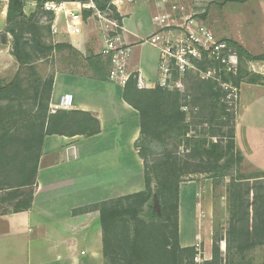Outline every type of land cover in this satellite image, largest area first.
Listing matches in <instances>:
<instances>
[{"label": "crops", "instance_id": "crops-1", "mask_svg": "<svg viewBox=\"0 0 264 264\" xmlns=\"http://www.w3.org/2000/svg\"><path fill=\"white\" fill-rule=\"evenodd\" d=\"M156 1L111 0V8L124 27V43L131 47L128 68L141 70L150 86L159 79L161 50L143 40L160 29L153 21L155 15L172 14V0L165 6ZM240 1L229 7L218 0H181L180 12L197 17L205 13L210 3H215L211 7L230 8L233 14L251 6L252 22L264 14V0ZM22 2L25 15L36 9V1ZM56 3L60 4L56 12L45 13L41 7L36 19L37 27L46 31L45 44L53 48L58 58L48 101L53 132L42 137L34 176L31 165L28 176L24 168L23 180L17 179L19 170L14 168L7 172L11 173L9 183L0 184V264H104L100 216L93 207L145 190L144 163L136 149L140 138L139 114L124 100L125 87L108 80L111 62L101 55L103 35L97 20L91 11L82 9L81 2ZM7 10L8 0H0V33L6 27ZM87 12L90 15L84 17ZM44 14L49 19L46 23L41 20ZM52 23L58 29L55 35L51 32ZM67 24L77 26L78 33H68ZM205 26L215 39L230 40L256 58L264 54V42L258 48L260 52L254 54L241 35L228 36ZM11 41L9 34L0 35V86L9 83L20 68L12 55ZM65 97H69L70 108H57ZM76 113L94 119L98 133L60 134L65 125L58 117ZM70 129L74 130V126ZM234 144L242 157L241 165L264 174V85L241 90L234 119ZM199 177L203 180H191L179 187L182 234V223L193 210L191 198L197 191L213 190L212 179ZM18 205L20 209L16 210ZM181 241L183 247L195 244Z\"/></svg>", "mask_w": 264, "mask_h": 264}, {"label": "trees", "instance_id": "trees-1", "mask_svg": "<svg viewBox=\"0 0 264 264\" xmlns=\"http://www.w3.org/2000/svg\"><path fill=\"white\" fill-rule=\"evenodd\" d=\"M34 1L37 3L36 9L27 16L23 13L22 0H8L6 27L0 33L11 36L12 55L20 66L15 77L0 86V184L9 183L11 173L7 172L14 168L19 170L17 179L23 180L24 168L28 171L30 165L34 176L42 137L45 133L53 132L48 114L52 78L50 77L46 86L25 88L22 85L26 79L22 78L23 71L34 73L35 70L28 48L41 54L53 50L45 44L43 30L36 25L42 5L51 0ZM247 1L250 0L240 2ZM110 2L111 0H100L96 4L101 6ZM84 15L87 17L90 12ZM27 34H30L29 43L25 37ZM229 44L251 61L262 60L251 56L234 42ZM28 92L33 93V104L27 111L23 104ZM197 94L199 98L196 101L201 103L202 113L216 111L217 96L212 85L198 89ZM123 98L139 114L140 138L136 149L144 163L145 190L93 207L100 216L104 264H181L182 259L178 255L189 253L192 259L194 250L181 249L178 245L180 184L189 177L203 176L212 180L228 178L232 181L233 188L240 186L234 181L242 164V157L234 144L235 117L232 118L230 130L222 132L217 128L219 122L213 123L218 118V113H212L208 117L209 133L189 135L186 113L182 111L185 105L180 103L178 93L158 87L139 91L130 81L124 88ZM5 105L8 106V111L13 106L17 107L18 112L8 113V117H4L5 107L2 106ZM58 118L65 125L63 129H58L60 134L78 132L80 135L90 136L98 133V123L86 114L76 113ZM71 124L74 130L70 129ZM169 140L178 147L184 145L185 152L182 154L177 149H164L162 152L152 153L156 144L166 147ZM150 157L152 158L149 159ZM245 198L241 196L233 200L234 213L229 224L230 231L237 233L235 242L239 244L238 256L244 253L246 246H264V205L251 208L250 204L244 202ZM154 201L157 202L159 214L152 208ZM244 204H247L246 207ZM147 206H151L149 212L154 216V220L149 222L142 219L143 209ZM15 209L19 210V205ZM217 257L216 253L215 261Z\"/></svg>", "mask_w": 264, "mask_h": 264}, {"label": "rangeland", "instance_id": "rangeland-1", "mask_svg": "<svg viewBox=\"0 0 264 264\" xmlns=\"http://www.w3.org/2000/svg\"><path fill=\"white\" fill-rule=\"evenodd\" d=\"M218 1L231 7V3L239 2L240 0ZM211 5L215 6L216 4L210 3L205 13L195 16L196 19L203 20L205 25L219 33L237 37L241 35L245 46L252 50L254 54L260 52L258 48L262 47L264 42V14L252 22L251 16L253 15L251 13L253 9L251 6L241 8V13L233 14L230 8L219 10L211 7ZM244 21L247 24H244ZM239 25L243 26V28L240 29ZM213 33L215 34V32ZM43 36L46 39L44 30ZM26 39L29 43L30 34ZM216 40L218 42L223 41L227 45H230L229 42H231L230 40H220L219 37ZM230 47L233 49L231 53L225 52L222 54V57L226 60L224 65L206 55H202L198 59H189L191 67L174 75L175 79L180 82L182 89L172 92L179 94L180 103L185 105L183 107H186V110L182 111L186 113L189 135L202 132L205 134L209 133L210 129L207 126L209 123L208 117L212 113H218V118L213 121V123L219 122L218 130L222 132L229 131L232 118L235 117V112L238 108L241 90L249 86L264 85V54L260 56L261 61H251L246 56L239 54L234 47ZM28 50L32 58L31 64L35 70L34 73L23 71L22 78L25 77L26 79L24 78L22 85L25 88H34L39 85L46 86L57 68L56 59L58 58H55L57 55L53 51L41 54L40 52L32 51L30 48ZM206 85H212L217 96L216 111L212 113H202L201 103L196 101L199 98L198 89ZM32 97L33 93L31 92L25 94L26 102L23 106L25 105L24 109H27V111L32 108ZM2 107H5L4 117H8V113L18 112V108L14 106L10 111H8L7 105ZM176 146L173 141L169 140L166 147H160L156 144L155 148H152V153H159L164 149L170 151L177 149L176 151L182 154L183 151L185 152L184 145ZM191 180L203 179L199 176L196 178L193 176L184 180L182 184H187ZM234 181L240 186L233 188L232 181L225 178L213 180V190L211 192L198 193L200 191H197L196 196H193L190 201L193 210L192 212L190 211L191 213L188 211L189 217L186 216L182 223L183 227H185V230L183 228V234L178 209V245L181 249L193 248L194 250L192 259L189 253L178 255L182 259L181 264H190V262L193 264H264V246H246L244 253L238 256L239 244L235 242L237 233H232L229 229L231 216L234 213L233 200L245 196L244 202L250 204L251 208L264 205V174L254 171L250 166L241 165L234 177ZM194 199H196V202ZM246 205L244 204V207ZM150 208L151 206H147L142 212V219L148 222L154 220V216H151L149 212ZM152 208L159 214L156 202ZM237 217H240V215ZM124 232L125 229H123ZM170 233H172V230ZM183 239L188 243L195 241V244H192L194 246L183 247L181 241ZM171 242L173 244V241ZM216 253L218 255L217 261H215Z\"/></svg>", "mask_w": 264, "mask_h": 264}, {"label": "built area", "instance_id": "built-area-1", "mask_svg": "<svg viewBox=\"0 0 264 264\" xmlns=\"http://www.w3.org/2000/svg\"><path fill=\"white\" fill-rule=\"evenodd\" d=\"M75 1L81 2L82 9L91 11L96 18L103 35L101 55L109 57L111 62L108 80L122 87L132 81L139 91L154 87L170 92L180 90L182 89L181 84L175 79L174 75L191 67L189 59H198L200 56L206 55L224 65L226 60L222 57V54L233 51L226 43L218 42L194 15L181 13V0H172L169 3L172 14L160 13L155 15L153 21L160 26V29L149 39L143 40L144 43L153 46L158 45L161 50L159 79L154 86H150L142 77L141 70L131 71L128 68L131 47L124 43V27L122 21L116 17L112 10L111 2L99 6L96 2L100 0ZM169 1L158 0L156 2L159 6H165ZM59 6L60 4L51 0L45 2L42 8L45 13H54L59 9ZM41 20L46 23L48 21L47 15H42ZM52 22L54 21L52 20ZM66 30L71 34H76L79 31L77 26L70 24H67ZM51 32L52 35L58 33V29L53 23ZM70 105L69 97H65L57 108L68 110ZM182 110H186V107H183Z\"/></svg>", "mask_w": 264, "mask_h": 264}, {"label": "water", "instance_id": "water-1", "mask_svg": "<svg viewBox=\"0 0 264 264\" xmlns=\"http://www.w3.org/2000/svg\"><path fill=\"white\" fill-rule=\"evenodd\" d=\"M73 1H75V0H73ZM79 1L87 2V1H89V0H79ZM91 1H95V0H91Z\"/></svg>", "mask_w": 264, "mask_h": 264}]
</instances>
